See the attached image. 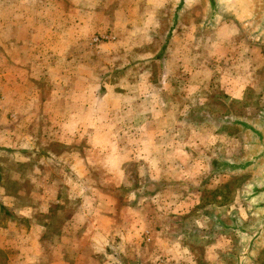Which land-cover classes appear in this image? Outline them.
<instances>
[{"label": "crops", "instance_id": "crops-1", "mask_svg": "<svg viewBox=\"0 0 264 264\" xmlns=\"http://www.w3.org/2000/svg\"><path fill=\"white\" fill-rule=\"evenodd\" d=\"M121 1H117L118 6ZM186 1L177 0L176 8L183 7L180 17L189 4ZM101 3L102 0L66 2L67 34L71 40L66 53L73 55L72 74L77 71L83 76L70 81L73 89L69 95H30L25 88L32 81L26 74L0 70L4 94L0 148L5 155L13 156L14 166L35 168L27 174L12 170L8 183H13L14 189L0 184V264L147 262L149 258L139 260L137 250L142 236L145 242L153 240L149 224L154 212L149 200H185L188 186H198L199 179L198 184L206 182L215 165H227L243 173L249 169L245 163L251 149L245 158L234 162L199 153L203 144L212 146L220 137L224 139L232 127L251 135L244 127L251 124L237 119L230 109L231 103L245 99L249 81L239 76L235 77L237 83L229 77L224 85L220 80L213 82V76L219 73L215 66L220 62L216 51L219 42L211 39L203 43L204 57L200 62L192 60L190 65L186 60L179 65L184 79L166 75L155 79L148 71L150 66L142 64L137 66L142 77L117 80L116 89L106 97L91 94L89 63L85 60L89 57L86 45L93 33L107 30L116 37L105 48L114 55L143 56L129 64L157 62L156 56L161 53L156 50L161 38L160 20L167 18L173 7L171 0H145L140 11L139 0H130L125 6L131 14L109 21L107 12L102 16L97 9ZM207 19V24L213 23L216 15H208ZM183 32L178 30L164 49L168 70L183 57L186 47L199 49L195 45L200 40L183 46L179 39L187 35ZM80 46L83 59L75 63L74 48L78 50ZM176 53L180 57L171 59ZM4 58L7 61L11 53L6 51ZM14 61L20 67L21 63ZM209 63L211 72L205 70L210 68ZM219 89L227 96L222 110L212 101ZM213 124H219L221 131ZM192 135L198 137H189ZM228 141L226 138L227 144ZM32 155L35 159L31 160ZM48 164L54 178L50 189H42L44 179L38 170ZM32 175L35 189L28 190L23 184L30 182ZM169 192L172 194L167 196ZM66 195L76 202L71 214L68 202L63 201ZM32 198H50L52 209L24 203Z\"/></svg>", "mask_w": 264, "mask_h": 264}, {"label": "rangeland", "instance_id": "rangeland-1", "mask_svg": "<svg viewBox=\"0 0 264 264\" xmlns=\"http://www.w3.org/2000/svg\"><path fill=\"white\" fill-rule=\"evenodd\" d=\"M117 1L119 0H102V7L97 8L99 13L103 16L106 11L109 21L116 16L130 15V9L125 6L130 0H122L119 6ZM66 2L67 0H0V70L10 69L26 74L28 81L33 82L28 83L25 88L30 95L66 96L73 89L70 81L83 78L77 71L72 74L73 55L66 53L71 42L67 34ZM144 4L145 0H139L140 11L144 9ZM176 4L177 0H171V17L167 12L168 17L160 20L158 31L161 38L157 40L160 46L157 45L156 50L160 49L158 52L161 53L156 56L157 62L140 61L129 64L134 58L143 56L114 55V51L105 48L114 43L116 37L107 30L93 33L86 45L89 57L85 60L89 63L91 94L106 97L116 89L117 80L142 77L137 67L142 64L150 66L148 71H151L155 79L165 75L176 80L184 79L185 75L179 65L186 60L190 65L192 60L200 62L204 57L203 43L212 39L213 42H219L216 51L220 60L215 64L219 73L213 76V82L220 80L221 85H224L226 77H229L237 83L236 78L239 76L248 80L250 86L244 91L245 99L231 103L230 109L240 121L261 126L264 119V23L259 21L254 6L248 0H218L215 22L207 24L210 9L205 0H190L181 17L179 11L183 7L176 8ZM178 30L187 34H182L179 38L183 46H187V43L194 45L196 40H200L195 45L199 49L195 50L193 47L188 50L189 47H186L183 57L168 70L164 64L168 54L164 53V49ZM6 51L11 53V58H7V61L4 58ZM74 51V62H82V46L78 50L74 48ZM178 54H173L171 59L177 60L180 57ZM14 60L21 63L20 67ZM127 64L129 65L126 66ZM209 67L205 70L211 72L210 63ZM198 69L202 70L201 67ZM239 88L242 89V86ZM226 97L220 89L213 94L212 101L219 105V110L224 108ZM3 99L4 94L0 88V111L3 109ZM213 125L218 128V132L222 128L219 124ZM246 134L249 136L241 129L232 127L228 136L224 139L220 137L212 146L203 144L199 153L233 162L238 161V158L243 159L250 149L251 152L254 149L252 135L249 140ZM226 138L229 139L228 144ZM193 155L197 157V154ZM29 157L31 160L35 159L33 155ZM13 163V156L5 155L0 148V184L6 189L16 188L13 183H8L12 170H15V174L20 171L27 174L30 169H35L34 166L22 168ZM38 171L44 179L42 189H50L54 175L49 164L40 167ZM206 172L204 168L203 174ZM263 175V164L252 166L244 173L227 165H215L207 175L209 178L206 182L198 184L199 179L196 184L198 186L193 183L188 186L185 200L180 197L149 200L150 209L154 212L153 222L149 224L153 229V240L145 242V237L142 236L143 242L137 250L138 258L149 260L144 263L140 260L138 264H264V240L256 245L250 256H244L246 238L243 235L244 231L252 230L258 222L259 215L255 209L258 200L252 196V189ZM33 176L30 182L23 184L28 190L35 189ZM170 194L172 192L166 195ZM63 198L67 199L63 201L68 202L67 208L71 214L76 202L67 195ZM1 203L0 199V208ZM24 203L31 206L43 204V208L52 209L49 205L50 198L26 199ZM145 234L148 235L147 232Z\"/></svg>", "mask_w": 264, "mask_h": 264}, {"label": "water", "instance_id": "water-1", "mask_svg": "<svg viewBox=\"0 0 264 264\" xmlns=\"http://www.w3.org/2000/svg\"><path fill=\"white\" fill-rule=\"evenodd\" d=\"M248 1L256 9L259 21L264 23V0ZM205 2L210 9L209 15H214L217 11L218 0H205ZM244 127L252 135L255 147L250 159L245 163V167L251 168L252 166L264 165V119L260 128L247 124H245ZM252 196L258 200L255 209L257 210L259 217L258 222L252 230L243 232V235L246 238V241L244 242V256H250V253L256 249V245L264 240V175L259 179L257 185L253 187Z\"/></svg>", "mask_w": 264, "mask_h": 264}, {"label": "bare ground", "instance_id": "bare-ground-1", "mask_svg": "<svg viewBox=\"0 0 264 264\" xmlns=\"http://www.w3.org/2000/svg\"><path fill=\"white\" fill-rule=\"evenodd\" d=\"M186 2L188 3V2H189V0H187ZM260 172H261V170H260ZM258 173H259V172H258Z\"/></svg>", "mask_w": 264, "mask_h": 264}]
</instances>
